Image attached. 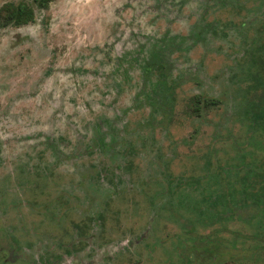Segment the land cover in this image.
Returning a JSON list of instances; mask_svg holds the SVG:
<instances>
[{"label":"rangeland","instance_id":"374dc122","mask_svg":"<svg viewBox=\"0 0 264 264\" xmlns=\"http://www.w3.org/2000/svg\"><path fill=\"white\" fill-rule=\"evenodd\" d=\"M8 2L35 21L0 28V264H264V194L237 197L263 174L264 0ZM215 193L242 203L207 215Z\"/></svg>","mask_w":264,"mask_h":264},{"label":"trees","instance_id":"16d2710c","mask_svg":"<svg viewBox=\"0 0 264 264\" xmlns=\"http://www.w3.org/2000/svg\"><path fill=\"white\" fill-rule=\"evenodd\" d=\"M51 0H35L36 5L39 8L46 9L48 7V4ZM34 20V9L32 6H30L26 2H19V3H12L8 2L3 4L0 7V28H6L8 26H14L19 27L25 24H28ZM258 71L262 74V80L261 83H259V90H260V98H259V107L261 104L264 105V53L259 54L258 56ZM258 72V73H259ZM195 106H193V110L197 111L199 110L198 101L194 103ZM250 168L252 169H260L263 174L261 175V178H256L254 182L246 180L248 183L245 185L242 196L250 197L252 196H258V194H264V162L261 163V165L256 166L253 164ZM257 175V174H255ZM254 178V177H253ZM224 264H244L239 263L236 260H231L228 262H225Z\"/></svg>","mask_w":264,"mask_h":264},{"label":"flooded vegetation","instance_id":"af4514ba","mask_svg":"<svg viewBox=\"0 0 264 264\" xmlns=\"http://www.w3.org/2000/svg\"><path fill=\"white\" fill-rule=\"evenodd\" d=\"M34 3H35V0H34ZM50 3V2H49ZM36 5V3H35ZM49 5V4H48ZM31 6V5H30ZM33 7V6H32ZM36 7L40 10H45V9H42V8H39L37 5ZM48 8V7H47ZM46 8V9H47ZM34 9V7H33ZM35 21V9H34V20L28 24H25V25H22V26H19V27H23V26H26V25H29L31 23H33ZM9 27V26H8ZM14 27V26H13ZM19 27H16V28H19ZM7 28V27H6ZM3 29V28H2ZM158 47V46H157ZM157 47H156V50L152 53V54H149V56L147 57V61H152L153 62V65H154V69H152V65H148L146 67L143 68V73L144 74H147L149 75L150 74V71H155V68L158 66V58H159V55H158V52H157ZM155 53V54H154ZM150 57V59H149ZM152 59V60H151ZM258 61V56L254 58V61L253 63L254 64H258L257 63ZM160 63V62H159ZM161 65H163V63L161 62L160 63ZM165 67L164 66H158V70H162L164 69ZM258 91V90H257ZM256 91V92H257ZM260 93V90L258 91ZM257 92V93H258ZM256 93V94H257ZM196 101H198V106H199V110L198 112L193 110V106H195L194 103H196ZM219 103L218 100L216 99H210V98H205L201 95H195L193 96L192 98H190L188 100V105H189V108L191 109V112L193 114H195L197 117H199L202 109H208L210 108L211 106H214L215 104ZM257 171V170H256ZM231 195H232V192H230ZM231 195H227V194H221V193H215L214 196L212 195H208V199L205 201L204 205H206L204 207L206 213H208L207 215H210L211 213H213L215 216L218 217V214L217 212L214 211V209H219V211L221 212V214H223L224 216L227 215V214H232L235 212V209L237 207L240 206V204L242 203L241 201L238 200V203L240 204H236L235 206H232L229 202V197ZM242 196V191H240V194L239 196L237 195V197H241ZM243 197V196H242Z\"/></svg>","mask_w":264,"mask_h":264}]
</instances>
